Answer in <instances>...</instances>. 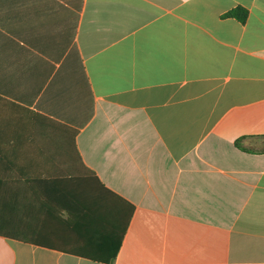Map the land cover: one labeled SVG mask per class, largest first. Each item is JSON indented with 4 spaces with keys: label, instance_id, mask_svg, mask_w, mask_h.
Here are the masks:
<instances>
[{
    "label": "crops",
    "instance_id": "0c3cea01",
    "mask_svg": "<svg viewBox=\"0 0 264 264\" xmlns=\"http://www.w3.org/2000/svg\"><path fill=\"white\" fill-rule=\"evenodd\" d=\"M94 177L111 264H264V0H0V264H103Z\"/></svg>",
    "mask_w": 264,
    "mask_h": 264
},
{
    "label": "trees",
    "instance_id": "16d2710c",
    "mask_svg": "<svg viewBox=\"0 0 264 264\" xmlns=\"http://www.w3.org/2000/svg\"><path fill=\"white\" fill-rule=\"evenodd\" d=\"M225 17H231L235 18L241 23H244L246 18H247V11L241 7H236L230 11H228L226 14H224ZM58 128L62 134H67L68 140H61L62 146L64 149L68 152L72 151L75 154H77L76 147H75V136L77 134V130L70 128L68 126H65L63 124L57 123L53 120H48ZM240 140L235 141V146L238 147L239 149H243L239 145ZM94 180L99 187L104 190V192L107 194V196H111L114 198V200H119L122 202V207H118L117 211V216H115V226H113V222L111 223L110 219V225L111 229L114 231L115 230V236L113 235H107L105 239H99L96 238V234L91 233V236L93 239H84L81 240L78 237V231L76 230V227L73 225V229L71 228L69 232H71L70 237L68 238V241L65 243V246H58L57 250L62 251L68 254H72L78 257H82L85 259H89L92 261L100 262L103 264H111L112 261L114 260L117 251L119 249V246L121 244L123 235L126 231V228L129 223V219L131 217V214L133 212V206L130 205L129 203L125 202L122 200L120 197L117 195L113 194L111 191L105 189L94 177ZM68 223H72L75 221L74 216L68 215ZM107 234V233H106ZM101 236V235H99ZM103 236V235H102ZM34 244H38V242H32ZM48 245V244H46Z\"/></svg>",
    "mask_w": 264,
    "mask_h": 264
}]
</instances>
